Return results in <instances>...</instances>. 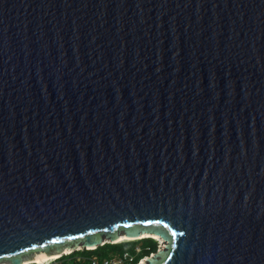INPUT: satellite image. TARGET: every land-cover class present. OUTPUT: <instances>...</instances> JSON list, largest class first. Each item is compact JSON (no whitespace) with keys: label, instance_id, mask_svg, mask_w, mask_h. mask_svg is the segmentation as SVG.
<instances>
[{"label":"water","instance_id":"water-1","mask_svg":"<svg viewBox=\"0 0 264 264\" xmlns=\"http://www.w3.org/2000/svg\"><path fill=\"white\" fill-rule=\"evenodd\" d=\"M142 232L264 264V0H0V261Z\"/></svg>","mask_w":264,"mask_h":264},{"label":"trees","instance_id":"trees-1","mask_svg":"<svg viewBox=\"0 0 264 264\" xmlns=\"http://www.w3.org/2000/svg\"><path fill=\"white\" fill-rule=\"evenodd\" d=\"M157 248L158 243L149 237L133 241L124 240L117 243L105 242L93 249H78L64 255L62 254L47 264H89L92 257L98 259L113 258L123 252L133 254L134 261L137 263L143 257L155 252ZM27 264L37 263L31 262Z\"/></svg>","mask_w":264,"mask_h":264},{"label":"bare ground","instance_id":"bare-ground-1","mask_svg":"<svg viewBox=\"0 0 264 264\" xmlns=\"http://www.w3.org/2000/svg\"><path fill=\"white\" fill-rule=\"evenodd\" d=\"M144 237L156 238V239L159 240L160 246L162 245V242H161L162 239L161 238H159L157 235H153V234H149V233H145V232L140 233L136 237L126 236L125 234H120L115 239H116V241H121V240H125V239L126 240H133V239H139V238H144ZM72 248H73L72 246H64V248L62 249V253H69L72 250ZM87 248L88 249H92L93 246L92 245H87ZM29 255H30V257H28L27 255L25 257L24 256L22 257L21 264L28 263V262H37V263L46 262L48 260H51V259H54V258L58 257L60 255V253L57 252V251H54V250L50 251V252H45L43 250H37V251L31 252V254H29ZM142 259L140 260L139 263L143 262ZM0 264H10V263L7 260H1Z\"/></svg>","mask_w":264,"mask_h":264},{"label":"built area","instance_id":"built-area-1","mask_svg":"<svg viewBox=\"0 0 264 264\" xmlns=\"http://www.w3.org/2000/svg\"><path fill=\"white\" fill-rule=\"evenodd\" d=\"M89 264H137L134 261V255L129 252H123L119 256H115L113 258L106 259H98L96 257H92L89 261Z\"/></svg>","mask_w":264,"mask_h":264},{"label":"clouds","instance_id":"clouds-1","mask_svg":"<svg viewBox=\"0 0 264 264\" xmlns=\"http://www.w3.org/2000/svg\"><path fill=\"white\" fill-rule=\"evenodd\" d=\"M144 238H146V237H144ZM149 238H152V237H149ZM139 239H142V238H139ZM152 239H154L157 243H158V245H160V242H159V240L158 239H156V238H152ZM126 240V239H125ZM133 240H137V239H133ZM133 240H127V241H133ZM121 241H124V240H121ZM117 242H120V241H116V242H114V243H117ZM84 249H88L87 247L86 248H84ZM67 254V253H66ZM54 259H56V258H54ZM54 259H51L50 261H52V260H54ZM141 260V259H140ZM140 260L137 262V264H139V262H140ZM49 261V260H48ZM28 263H31V262H28ZM33 263H37V262H33ZM27 264V263H26ZM37 264H43V263H37Z\"/></svg>","mask_w":264,"mask_h":264},{"label":"rangeland","instance_id":"rangeland-1","mask_svg":"<svg viewBox=\"0 0 264 264\" xmlns=\"http://www.w3.org/2000/svg\"><path fill=\"white\" fill-rule=\"evenodd\" d=\"M159 246V245H158ZM86 248V247H85ZM51 250V249H50ZM53 251V250H52ZM24 257L26 256V255H23ZM50 261V260H49ZM49 261H46V262H42V263H44V264H47V263H49Z\"/></svg>","mask_w":264,"mask_h":264},{"label":"snow or ice","instance_id":"snow-or-ice-1","mask_svg":"<svg viewBox=\"0 0 264 264\" xmlns=\"http://www.w3.org/2000/svg\"><path fill=\"white\" fill-rule=\"evenodd\" d=\"M176 235V233H173V236H175Z\"/></svg>","mask_w":264,"mask_h":264}]
</instances>
